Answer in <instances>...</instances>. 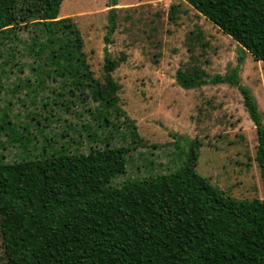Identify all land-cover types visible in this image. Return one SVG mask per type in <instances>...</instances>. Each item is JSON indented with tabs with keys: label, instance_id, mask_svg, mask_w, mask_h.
I'll return each mask as SVG.
<instances>
[{
	"label": "trees",
	"instance_id": "16d2710c",
	"mask_svg": "<svg viewBox=\"0 0 264 264\" xmlns=\"http://www.w3.org/2000/svg\"><path fill=\"white\" fill-rule=\"evenodd\" d=\"M64 1L0 0V38H17L18 27L43 25L29 48L37 55L49 50L51 60L42 56L32 65L29 87L45 92L51 88L49 80L63 78L67 82L63 87L71 84L82 94L91 88L104 107L117 108L120 85L113 73L125 57L114 59L105 47L104 81L96 79L76 23L72 18L58 20ZM186 2L242 51L264 62V0ZM177 14V7L171 6L170 20ZM116 20L112 11L107 44L112 43ZM60 25L65 27L56 49L53 36ZM194 40H202L201 33ZM242 60L240 56L230 73L211 79L205 69L191 63L177 71L176 81L184 89L209 83L239 88L256 125V162L264 185V123L255 98L240 83ZM68 94L76 97V90ZM9 129L12 143L23 142L24 135ZM199 147L197 142L191 145L184 164L174 172L128 180L121 186L114 180L126 172L128 148L56 153L13 163L0 159L4 264H264V198L240 201L213 186L196 171Z\"/></svg>",
	"mask_w": 264,
	"mask_h": 264
},
{
	"label": "rangeland",
	"instance_id": "374dc122",
	"mask_svg": "<svg viewBox=\"0 0 264 264\" xmlns=\"http://www.w3.org/2000/svg\"><path fill=\"white\" fill-rule=\"evenodd\" d=\"M116 1L65 0L58 20L72 18L76 23L87 62L101 82L105 47L112 58L125 57L113 73L120 85L117 108L104 107L91 88L82 94L71 84L63 87L67 83L63 78L49 80L51 88L45 92L29 87L32 65L42 56L51 60L49 50L37 55L29 48L43 25L18 27L17 38H0V159L13 163L56 153L128 148L126 172L114 180L121 186L128 180L174 172L197 142L198 174L236 200L264 198L256 162V125L239 88L209 83L184 89L176 81L177 71L191 63L205 69L210 79L226 75L241 56L240 83L255 98L264 123V62L242 51L186 0ZM173 5L178 9L174 21ZM112 11L117 14V28L107 44ZM64 27H56L53 48H59ZM198 32L202 40L195 41ZM73 90L76 97L68 94ZM9 128L24 135L23 142L12 143ZM2 244L0 238V264H4Z\"/></svg>",
	"mask_w": 264,
	"mask_h": 264
}]
</instances>
